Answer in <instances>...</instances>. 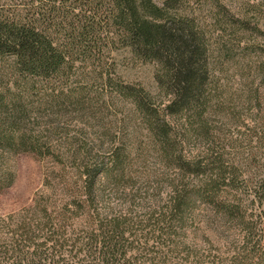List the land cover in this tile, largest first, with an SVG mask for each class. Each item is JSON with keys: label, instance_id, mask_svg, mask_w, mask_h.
<instances>
[{"label": "trees", "instance_id": "16d2710c", "mask_svg": "<svg viewBox=\"0 0 264 264\" xmlns=\"http://www.w3.org/2000/svg\"><path fill=\"white\" fill-rule=\"evenodd\" d=\"M11 2L0 0V64L12 60L17 77L0 91V193L21 154L50 159L59 182L46 176L30 206L0 216V255L11 252L13 264H264V177L247 179L216 144L225 108L202 0ZM217 6L216 32L261 40L252 46L262 77V25ZM118 49L156 65V94L116 76ZM80 68L101 69L100 95L75 78ZM42 81L46 93L33 101ZM260 100L256 89L250 112ZM42 101L83 126L45 128L34 116ZM116 103L126 109L107 126L99 114Z\"/></svg>", "mask_w": 264, "mask_h": 264}, {"label": "rangeland", "instance_id": "374dc122", "mask_svg": "<svg viewBox=\"0 0 264 264\" xmlns=\"http://www.w3.org/2000/svg\"><path fill=\"white\" fill-rule=\"evenodd\" d=\"M11 3L26 5V3L30 4V0H12ZM43 3H49V0H43ZM201 3L199 12L204 23L209 26L212 36L211 67L214 77L212 87L213 89L214 87L218 88L220 102H223L225 108V111L220 112L224 117H220L221 122L216 123V126L219 127L217 134V138H219L216 144L219 147L225 146L224 150L229 162L234 164L239 173L244 172L247 179L263 178L262 153L264 146L259 137L264 133V74L258 78L253 73L255 49L252 46L254 41L260 39L247 34L243 40L239 41L231 28H226L227 30L219 34L211 26L213 23L211 17L215 13L217 14L213 8L218 7L217 5L221 3L253 23L258 21L264 30V0H202ZM43 8L46 11V6ZM218 19H220L219 15ZM261 44L263 43L261 42ZM111 57L109 61L114 64L116 76L128 83L139 84L152 94L158 92L155 81L157 68L154 63L140 61L123 49L115 50ZM83 68L76 71L75 78L81 82L90 95H100L102 87L96 78H99L101 69ZM14 78L17 77L12 60H5L0 64V91L7 86L12 87L11 83ZM45 87V82L38 83L36 87L38 94L33 96L35 98H29L34 99L33 101L42 100L46 93ZM256 89L260 91V107L258 103H253V106L257 109L261 108V110L250 112L249 108L252 104L248 101L249 98L253 99ZM49 92L50 90H48ZM43 101H46L45 98ZM43 101L40 104L34 102L32 104L40 109L41 113L34 116L41 117L39 121L45 128L48 129L47 124L55 125L59 122H62L61 126H70L71 131L83 126V123H78L76 118L78 116H74V114L68 118L52 115L49 104ZM121 105L116 103L112 109H102V114H99L102 122L107 125V122L113 120L112 122L115 123V114L120 117L119 109H126ZM88 115L92 118L91 114L88 113ZM89 122L93 125L96 121L89 120ZM262 136L264 137V134ZM262 142H264V138ZM14 161L17 169L16 181L12 187L0 193V216L2 217L18 214L30 206L36 195L44 191L46 176L51 175L56 182H59V173L53 169V164L48 158L45 159L34 154H21ZM52 171L56 172L52 173ZM45 192L47 191L45 190ZM7 255L6 258L0 255V264L16 262L14 257H10L11 252Z\"/></svg>", "mask_w": 264, "mask_h": 264}]
</instances>
